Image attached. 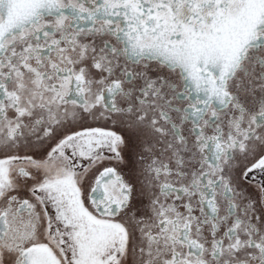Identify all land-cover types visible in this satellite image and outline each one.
I'll list each match as a JSON object with an SVG mask.
<instances>
[{
	"label": "snow or ice",
	"instance_id": "6c2138e0",
	"mask_svg": "<svg viewBox=\"0 0 264 264\" xmlns=\"http://www.w3.org/2000/svg\"><path fill=\"white\" fill-rule=\"evenodd\" d=\"M0 264H264V0H0Z\"/></svg>",
	"mask_w": 264,
	"mask_h": 264
}]
</instances>
